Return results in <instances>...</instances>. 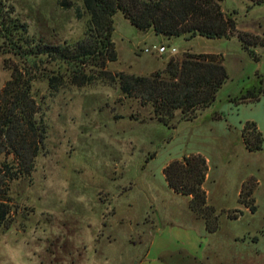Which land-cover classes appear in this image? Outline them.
Masks as SVG:
<instances>
[{
  "label": "rangeland",
  "instance_id": "1",
  "mask_svg": "<svg viewBox=\"0 0 264 264\" xmlns=\"http://www.w3.org/2000/svg\"><path fill=\"white\" fill-rule=\"evenodd\" d=\"M75 1L82 6L83 0ZM0 2L13 7L38 40L62 44L84 36L89 16H77L60 0ZM223 6L236 12L239 30L264 40V5L225 0ZM146 34L117 12L118 60L108 69L149 75L185 51L221 54L229 77L215 102L193 121L177 112L168 126L151 118V105L124 96L119 86L67 85L51 94L48 78L39 74L33 89L48 135L32 175L11 184L12 218L10 227H0V264H137L154 236L169 246L161 255L170 256L169 264L192 249H202L204 258L183 264H264V142L262 150L251 152L242 137L248 121L264 137V96L240 105L230 101L257 81V73L264 75V47L255 48L257 61L237 37ZM153 45L167 51H144ZM20 65L0 41V92ZM43 67L50 76L65 70L56 63ZM198 153L208 162L204 189L219 214L216 232H208L190 209V197L174 192L164 174L172 161ZM244 184L255 188L256 212L239 202ZM240 210L238 218L228 217Z\"/></svg>",
  "mask_w": 264,
  "mask_h": 264
},
{
  "label": "trees",
  "instance_id": "2",
  "mask_svg": "<svg viewBox=\"0 0 264 264\" xmlns=\"http://www.w3.org/2000/svg\"><path fill=\"white\" fill-rule=\"evenodd\" d=\"M224 1L83 0L80 6L75 0H60L62 7L75 8L77 16H89L84 36L77 42L62 44L31 36L28 24L14 15V8L0 2V41L21 63L12 68L11 78L0 92V227H10L12 182L32 175L48 135L45 114L33 89L39 74L48 78L51 94L67 85H116L124 96L136 97L144 106L151 105L154 115L151 118L168 126H173L177 112L182 119L193 121L200 110L215 102L229 77L224 57L217 53L185 51L181 56H172L162 69L149 75L112 72L108 65L118 60L113 40L114 16L120 11L140 31L153 30L170 38L237 37L250 55L260 61L255 48L259 44L264 47V40L258 42V35L239 30L236 12L226 11ZM247 1L251 6L264 5V0ZM4 7H8V13L3 11ZM45 63L59 64L65 70L50 76L43 67ZM262 96L264 75L257 73V81L230 101L240 105L258 102ZM130 116L138 119L135 114ZM242 137L249 151L263 149L264 137L256 122L245 124ZM208 169L207 159L198 153L172 161L165 167L164 174L174 192L190 197V209L205 221L208 232H216L219 214L217 208L208 203L204 189ZM246 186L242 187L239 202L256 212L255 188L246 190ZM241 212L228 217L236 219Z\"/></svg>",
  "mask_w": 264,
  "mask_h": 264
},
{
  "label": "crops",
  "instance_id": "3",
  "mask_svg": "<svg viewBox=\"0 0 264 264\" xmlns=\"http://www.w3.org/2000/svg\"><path fill=\"white\" fill-rule=\"evenodd\" d=\"M153 34H156V33L153 30H149V31H147L146 35H147V37L150 38V36H152ZM166 62L167 61H164L158 67H154V68L150 69L149 71H147L148 73H146V74H151V73H153V72H155V71H157L159 69H162L165 66ZM154 239H155V236H154V238H153V240L151 242V246H150V249H148L147 254L144 257H142V259L137 261V264H163V263L164 264H169L170 256H169V258L168 257L165 258V256L163 255L164 259L161 256L163 254V252L169 251V246L165 245L163 242L159 243L160 241L154 240ZM202 252H203L202 249L199 250V251H196V250L192 249V252H190V254L185 255V257L182 256V257L178 258L179 259L178 260L179 261L178 264H183L182 260H187L188 262H192L193 258L196 259V261L201 263L202 259L204 258V255H203ZM156 258L161 260V262H157ZM171 263L177 264L176 262H173V261H171Z\"/></svg>",
  "mask_w": 264,
  "mask_h": 264
},
{
  "label": "built area",
  "instance_id": "4",
  "mask_svg": "<svg viewBox=\"0 0 264 264\" xmlns=\"http://www.w3.org/2000/svg\"><path fill=\"white\" fill-rule=\"evenodd\" d=\"M158 51L159 53H164L167 51V47L165 45H162L160 47H156V45H153L151 47H146L144 49L145 52L149 53V52H152V51ZM172 51H175V49L173 48Z\"/></svg>",
  "mask_w": 264,
  "mask_h": 264
}]
</instances>
